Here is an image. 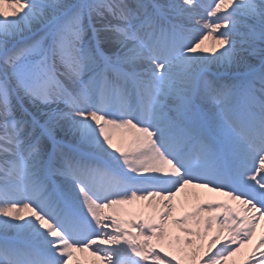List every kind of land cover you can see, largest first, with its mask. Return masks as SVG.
Returning <instances> with one entry per match:
<instances>
[{"label": "snow or ice", "instance_id": "1", "mask_svg": "<svg viewBox=\"0 0 264 264\" xmlns=\"http://www.w3.org/2000/svg\"><path fill=\"white\" fill-rule=\"evenodd\" d=\"M248 248L264 264V0H0V264Z\"/></svg>", "mask_w": 264, "mask_h": 264}, {"label": "bare ground", "instance_id": "2", "mask_svg": "<svg viewBox=\"0 0 264 264\" xmlns=\"http://www.w3.org/2000/svg\"><path fill=\"white\" fill-rule=\"evenodd\" d=\"M5 9L8 10L7 5H5ZM208 43L210 44L211 41H209ZM207 195L214 197L215 200L219 198V196H216L215 194L209 193ZM184 199H186L185 195L181 194V196L178 197V202ZM195 203H197V201L194 198H188V202L184 208H180L179 203H178V210H177L176 215L182 216L183 213L193 211L195 207L194 205ZM177 234L183 235V233H180L179 230H177ZM258 239H259V232L257 234V240L254 241V243H256ZM250 251H251V248H248L243 253H238L237 256L230 258L227 264H253V260L248 256V252ZM255 255L259 257V253H256ZM76 257L80 260L81 264H94V261H95V257L90 255V251L84 252V253H77ZM73 264H75V261L73 262Z\"/></svg>", "mask_w": 264, "mask_h": 264}]
</instances>
